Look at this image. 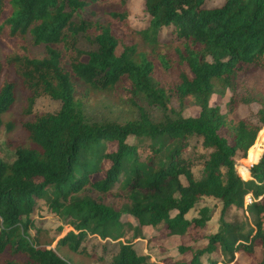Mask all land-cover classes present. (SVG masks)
<instances>
[{"label": "trees", "instance_id": "16d2710c", "mask_svg": "<svg viewBox=\"0 0 264 264\" xmlns=\"http://www.w3.org/2000/svg\"><path fill=\"white\" fill-rule=\"evenodd\" d=\"M143 1L149 22L136 33L150 49L132 42L117 53L121 42L109 25L83 14L99 0H0V32L18 39L17 47L0 61V124L14 101L8 68L29 93L26 112L39 96L60 102L57 112L37 114L23 124L32 146L17 145L11 162L0 158V253L7 250L12 257L0 264H71L59 254L60 247L82 252L80 244L89 235L117 243L110 264H158L147 254H137L130 240H120L124 227H131L120 222V215L127 213L138 221L134 238L142 237V226L160 225L169 235L181 236L190 226L204 227L210 219L206 206L198 210V217L186 218L202 197L221 201L219 229L202 248L179 247L180 252L190 250L191 258L171 264H204L202 256L216 250L223 261L207 264H229L237 251L252 255L256 247L261 255L253 264H264V89L254 99L260 104L256 123L228 119L220 106L209 103L212 94L224 96L234 90L241 71L264 72V0H223L212 7L207 0ZM113 15L126 23L125 13ZM167 26L173 27L179 43L171 54L178 68L171 88L159 82L155 67L156 62L165 69L170 66L163 54L166 43L158 37ZM80 34L93 37L97 49H80ZM28 37L44 46V56L31 55L24 41ZM58 44L68 53V69ZM122 81L128 84L137 116L123 123L91 118L85 107L88 96L113 90ZM76 82L84 87L80 96ZM171 97L179 110L171 105ZM140 101L157 105L162 117L153 120ZM232 101L233 97L229 104ZM188 105L199 107L197 116L182 115ZM192 138L201 139V146L209 150L199 178L192 172V161L183 156ZM112 141L116 149L106 152L104 143ZM139 146L146 149L144 158ZM236 157L243 158L242 177L235 168ZM103 160H109L107 168ZM101 171L103 176L93 181L91 175ZM117 182L125 199L121 206L100 202ZM87 188L100 196L84 194ZM246 194L252 201L243 208ZM36 199H43L50 211L72 218V230L55 248L48 247L52 240L43 242L30 232ZM232 207L246 208L250 220L227 221L224 216Z\"/></svg>", "mask_w": 264, "mask_h": 264}, {"label": "rangeland", "instance_id": "374dc122", "mask_svg": "<svg viewBox=\"0 0 264 264\" xmlns=\"http://www.w3.org/2000/svg\"><path fill=\"white\" fill-rule=\"evenodd\" d=\"M222 1L223 0H207L206 5L212 7L221 4ZM86 8L87 10H92L91 12L85 10L86 13H83L88 20L109 25L113 35L119 39L121 44L118 45L116 49L117 53L122 51L123 44H130L132 42L139 43L140 48L149 51L150 47L145 44L142 46L143 43L140 41V36L136 33L137 31L147 28L149 22V16L145 11L143 0H127L124 5L120 4V0H99L98 5L92 6V9ZM114 13H125L126 16L124 17L127 20L126 23L123 19L113 15ZM88 33H93V30H89ZM158 37L160 42L166 43L163 54L167 55L168 65H170L165 69L158 62L155 63L156 71H158L157 75L160 79L158 80L161 84L165 85L166 88H171L172 81L175 77L174 71L178 72L175 58L171 54L174 53L173 48L178 46L179 43L177 42L172 26L162 27ZM17 41L18 39L9 35L8 31L5 30L0 32L1 62H3L5 56L9 52L17 47ZM24 41L32 56L42 57L45 55V48L43 45L32 43L29 37ZM57 46L64 53L62 56L63 66L68 69V53L61 45L58 44ZM77 46L85 51L97 49V44L94 42L93 37L82 34L78 36ZM161 49L162 46L158 51L161 52ZM184 69L188 72L186 66H184ZM6 71L8 78L14 82L15 88L12 105L7 112L1 115L0 158L4 161L11 162L15 158V148L17 145L32 146L23 124L31 120L37 114L57 112L60 108V102L49 96H39L35 99L30 113L26 112L29 93L24 89L20 79L16 76L12 68H8ZM238 81L239 83L236 84L234 90H227L224 96L217 93L212 94L209 103L210 105L220 106V109L222 112L226 113L228 119H242L249 123H256L257 110L260 104L254 99L259 96L261 97L263 92L264 72L259 68H249L239 73ZM167 84H169V87ZM127 87V82L122 81L114 87L113 90L91 94L85 100L86 112L93 119L115 120L120 123L135 118L137 116V108L129 98L130 94L127 91ZM75 88L76 96L83 94L84 87L82 84L76 82ZM231 97H233V101L229 104ZM243 98H251V101L246 103L243 101ZM170 100L173 108L179 110L177 102L172 97ZM139 104L142 105L153 120H159L162 117V110L157 105H150L142 101H140ZM198 113L199 107L195 105H188V107L182 111V115L184 116H197ZM220 133L222 135H227L225 129H221ZM127 140L128 142L135 143V138L133 137H128ZM104 145L106 152H111L116 149V143L113 141L105 142ZM261 148L263 153L264 143ZM208 152V149L201 146V139L192 138L188 149L183 153L184 157H188L192 161L191 169L195 178L200 177L202 173V164ZM139 154L144 158L146 149L139 146ZM241 160H243V158H235V168L242 177L239 172V167L242 163ZM102 165L104 168H107L110 165L109 160H103ZM103 174L104 172L102 171L95 173L91 175V179L93 181L99 179ZM249 178L250 174H248V178L244 179ZM181 180L184 184L186 183L183 178ZM84 194H88L95 199L100 196L99 193L91 188H87ZM100 200V202L107 205H113L119 208L125 201L123 192L119 189V182L115 183L108 195ZM250 203L251 201L249 202L244 199L243 208ZM203 206L210 209V219L208 222L204 227L190 226L187 233L181 236L169 235L167 228H165L164 225H160L156 228L142 226V237L134 238L132 235L133 227L138 225V221L133 216L122 213L119 219L120 222L130 224L131 227H124L125 233L120 240L124 242L130 240L137 254H147L150 256L151 261L158 264H171L172 260L187 261L191 258V251L187 250L180 252L178 250L179 247H191L192 250L202 248L207 244V237L219 229V217L222 203L218 199L202 197L186 214V218L190 220L198 217V210ZM243 208L232 207L224 216L225 219L231 222L236 220L243 222L246 219L250 220L251 217L249 213L246 208L245 210ZM31 218L34 223V227L30 230L31 234H37L43 242L52 240L51 245L48 246L50 248H55L57 240L66 235L68 231L72 230V227L68 224L72 218L70 216L62 217V215L50 211L43 199H36ZM81 249L83 250L82 252L71 251L67 246H61L59 254L65 255L66 259L69 260L71 264H110L112 256L118 251V245L115 241L110 239H101L98 236L89 235L86 236L80 244V250ZM260 255L258 247L255 248L252 255L243 251H237L234 254V260L229 264H253L256 260L260 259ZM12 256L15 259H22V256L19 255ZM7 258H12L9 251L6 250L0 253V262ZM161 259L163 260L161 261ZM201 260L202 263L207 264V262L209 263L211 260L221 262L223 258L221 252L216 250L212 253L203 255Z\"/></svg>", "mask_w": 264, "mask_h": 264}, {"label": "built area", "instance_id": "2783aa9c", "mask_svg": "<svg viewBox=\"0 0 264 264\" xmlns=\"http://www.w3.org/2000/svg\"><path fill=\"white\" fill-rule=\"evenodd\" d=\"M244 199H245V200H247V201H249V202H250V201H252V199H251V196H250V195H246Z\"/></svg>", "mask_w": 264, "mask_h": 264}, {"label": "water", "instance_id": "95a60500", "mask_svg": "<svg viewBox=\"0 0 264 264\" xmlns=\"http://www.w3.org/2000/svg\"><path fill=\"white\" fill-rule=\"evenodd\" d=\"M252 165V164H251Z\"/></svg>", "mask_w": 264, "mask_h": 264}]
</instances>
